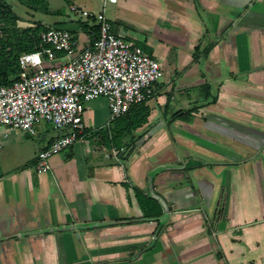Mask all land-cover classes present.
<instances>
[{"label":"crops","instance_id":"obj_1","mask_svg":"<svg viewBox=\"0 0 264 264\" xmlns=\"http://www.w3.org/2000/svg\"><path fill=\"white\" fill-rule=\"evenodd\" d=\"M72 5L96 12L103 0ZM106 11L114 34L162 67L148 122L114 153L107 99L89 101L84 137L44 173L36 156L63 133L39 124L21 161L2 128L0 264H264V0H119ZM49 16L77 52L88 47L81 17ZM150 178L170 209L159 226L133 189L149 194ZM69 225L80 227L39 232Z\"/></svg>","mask_w":264,"mask_h":264},{"label":"built area","instance_id":"obj_2","mask_svg":"<svg viewBox=\"0 0 264 264\" xmlns=\"http://www.w3.org/2000/svg\"><path fill=\"white\" fill-rule=\"evenodd\" d=\"M118 2L103 0V9L96 12L72 5V14L98 26L94 42L77 52L71 31L51 27L41 34L39 50L20 56V79L0 86V131L14 133L16 142L34 136L43 122L63 133L37 154V173L50 170L51 157L84 137L87 102L106 98L113 122L147 102L164 76L160 63L141 46L114 34L105 11ZM56 52L64 53L62 60Z\"/></svg>","mask_w":264,"mask_h":264},{"label":"trees","instance_id":"obj_3","mask_svg":"<svg viewBox=\"0 0 264 264\" xmlns=\"http://www.w3.org/2000/svg\"><path fill=\"white\" fill-rule=\"evenodd\" d=\"M31 13H44L48 15H62L61 11L52 12L48 0H18ZM20 16L13 11V7L6 1L0 0V86H10L21 77L20 56L24 53L39 50L41 34L55 26L47 25L41 21L27 22L22 26ZM83 31L90 35L92 44L98 36V26L89 22H80ZM60 28V26H57ZM73 33V32H72ZM144 48L143 45L138 44ZM145 49V48H144ZM63 52H56V56H63ZM197 59V52L194 60ZM178 113H176L177 115ZM150 108L145 103L133 106L123 117L113 121L109 128V141L117 150L130 147L129 137L134 131L148 122ZM119 128L116 133L115 129ZM138 205L143 213L145 221L155 220L159 226V220L164 214L160 202L138 187H133ZM159 231V229H157Z\"/></svg>","mask_w":264,"mask_h":264},{"label":"rangeland","instance_id":"obj_4","mask_svg":"<svg viewBox=\"0 0 264 264\" xmlns=\"http://www.w3.org/2000/svg\"><path fill=\"white\" fill-rule=\"evenodd\" d=\"M12 7H13V11L18 14L22 20V22H20V24L22 26L25 25L26 22H33V20L35 21H42V22H51V17L48 14H44V13H31L28 8H26L25 6H23L18 0H6ZM49 7L53 10H57L59 9L63 14L64 12H66L67 14L73 15L70 13V0H49ZM107 14V11H106ZM55 16V15H52ZM108 17H111L110 15ZM80 18V17H79ZM78 18V20H79ZM66 18L63 17L62 20H65ZM50 26H55L57 27V25H53V24H47ZM164 77V76H163ZM40 127V128H39ZM39 130L40 133H44L45 129H48V131L50 133H55L58 132L57 130H53V127L50 123H46L43 122L39 125ZM119 128L115 129V132L118 133ZM103 133V131H100ZM107 132V131H106ZM105 132V133H106ZM38 132L36 135H34L33 137H28V138H22L21 142L17 144H14L15 146H13L12 151L14 153H19L21 155V161L22 160H28L33 152H34V148L33 145L37 144L38 145ZM23 144V145H21ZM22 149L23 151H18V149ZM2 151V150H0Z\"/></svg>","mask_w":264,"mask_h":264},{"label":"water","instance_id":"obj_5","mask_svg":"<svg viewBox=\"0 0 264 264\" xmlns=\"http://www.w3.org/2000/svg\"><path fill=\"white\" fill-rule=\"evenodd\" d=\"M149 194L152 198L158 200L160 202V204L162 205L163 207V210H164V214L163 216L160 218V221L163 222L166 220V218L169 216L170 214V209H169V206H168V203L167 201L162 197L160 196L159 194H157L155 191H154V188H153V184H152V178H150L149 180ZM80 226H75V225H69V226H64V227H59V228H52V229H47V230H43V231H39L41 233H44V232H54V231H57V230H74V229H77L79 228Z\"/></svg>","mask_w":264,"mask_h":264}]
</instances>
